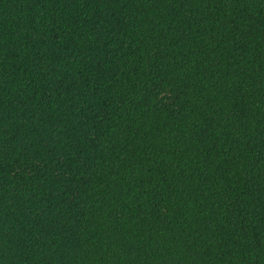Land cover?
Returning a JSON list of instances; mask_svg holds the SVG:
<instances>
[{
  "label": "trees",
  "instance_id": "obj_1",
  "mask_svg": "<svg viewBox=\"0 0 264 264\" xmlns=\"http://www.w3.org/2000/svg\"><path fill=\"white\" fill-rule=\"evenodd\" d=\"M0 264H264V0H0Z\"/></svg>",
  "mask_w": 264,
  "mask_h": 264
}]
</instances>
